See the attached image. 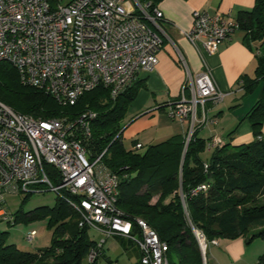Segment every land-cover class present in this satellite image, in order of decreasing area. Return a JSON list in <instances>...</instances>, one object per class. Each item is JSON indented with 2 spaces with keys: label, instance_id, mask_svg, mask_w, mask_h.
<instances>
[{
  "label": "built area",
  "instance_id": "built-area-1",
  "mask_svg": "<svg viewBox=\"0 0 264 264\" xmlns=\"http://www.w3.org/2000/svg\"><path fill=\"white\" fill-rule=\"evenodd\" d=\"M149 6L137 0H0V63L10 64L24 85L44 90L63 106L75 105L99 87L116 99L159 64L163 13L156 8L150 14ZM240 29L238 22L220 15L193 14L192 29L185 35L204 69L193 76L179 55L188 77L180 96L166 108L171 119L187 128L186 149L197 130L217 125L209 116L210 105L218 106L226 97L205 54L217 52ZM87 119V115L76 122L36 119L0 102V218H11L7 194L43 193L47 186L57 195L75 198L71 207L79 214L80 227L97 230L105 239H132L141 251L142 264H169L167 243L142 220L137 221L138 235L133 236L132 223L117 209L119 179L103 165L104 154L91 160L87 149L72 137L78 125L89 130ZM222 146L224 141L217 136L207 142L209 151ZM201 190L206 186L194 193ZM195 235L203 263L208 264V251L219 241H208L197 230ZM36 237L32 231L27 240ZM97 256L98 250L91 251L90 262Z\"/></svg>",
  "mask_w": 264,
  "mask_h": 264
},
{
  "label": "trees",
  "instance_id": "trees-1",
  "mask_svg": "<svg viewBox=\"0 0 264 264\" xmlns=\"http://www.w3.org/2000/svg\"><path fill=\"white\" fill-rule=\"evenodd\" d=\"M137 1L149 4L148 11L153 14L163 0ZM236 22L257 60L255 76L242 78L244 95H248L261 84L264 86V0H256L253 9L241 11ZM145 88V83L137 80L113 99L108 89L99 87L75 105L63 106L44 90L24 85L10 64L0 63V102L15 112L66 122L88 116L89 130L78 125L72 137L87 149L91 160L104 154L103 165L119 179L117 209L132 223L133 236L138 235L137 221L142 220L167 243L169 264H204L195 230L208 241L243 238L247 245L264 241V204L257 202L264 197V88L247 114L255 141L208 150L212 156L207 161L202 158L207 141L199 138L198 130L187 149L184 137L141 149L135 148L136 142L131 148L125 146L123 121L129 106ZM89 114L93 116L90 118ZM51 172L58 183L56 173ZM201 186H206V190L194 193ZM34 194L40 193L25 194L24 201ZM70 200L75 198L67 193L57 195L54 207L11 213L7 220L0 218V225L13 227L19 219L34 221L44 216L52 233L48 247L30 252L8 243V232L0 230V264H83L85 259L90 264L102 259L110 262L106 257L107 239L102 234L106 241L99 249L102 240L92 239L90 231L100 232L80 227L79 214ZM115 237L118 236L112 238ZM128 241L137 246L132 239ZM93 250H98V256L90 262ZM258 264H264V254Z\"/></svg>",
  "mask_w": 264,
  "mask_h": 264
},
{
  "label": "crops",
  "instance_id": "crops-1",
  "mask_svg": "<svg viewBox=\"0 0 264 264\" xmlns=\"http://www.w3.org/2000/svg\"><path fill=\"white\" fill-rule=\"evenodd\" d=\"M256 0H163L158 9L163 13L160 25L164 30V45L158 52L159 64L152 73L141 74L139 80L146 85L141 89L128 108L123 130V142L127 148L136 142L144 147L157 145L172 138H183L186 127L169 117L166 105L176 100L185 84L188 72L179 60L182 55L188 71L193 75L204 69L202 60L187 39L185 33L193 26L195 11H207L212 15H220L228 20L237 21L241 11L251 10ZM245 32L238 30L231 40L221 45L212 55L205 54V60L213 73L218 87L226 94L223 103L210 105L209 116L218 123L204 127L199 138L209 141L217 136L224 144L239 147L255 141L252 126L247 114L261 98L263 84L252 93L245 94L242 78L254 77L257 67L255 53L245 43ZM264 136V125L262 128ZM125 141H129L127 146ZM202 158L207 161L212 152L207 150ZM97 233V232H96ZM102 239L103 236L97 233ZM255 243V242H254ZM246 240L219 239L218 246H211L208 251L209 264H258L259 249L251 252L252 246ZM119 245L134 264H140L142 254L136 245L124 237L107 239L106 257L98 264L115 263L111 257V249ZM251 255L253 258H251ZM260 256V255H259Z\"/></svg>",
  "mask_w": 264,
  "mask_h": 264
},
{
  "label": "rangeland",
  "instance_id": "rangeland-1",
  "mask_svg": "<svg viewBox=\"0 0 264 264\" xmlns=\"http://www.w3.org/2000/svg\"><path fill=\"white\" fill-rule=\"evenodd\" d=\"M125 123L126 122L123 121V126L126 125ZM125 143L127 146L130 145L129 141H125ZM43 189L44 193L34 194L26 201H24L26 196L25 194H7L5 196L7 211L10 214H17L19 213V211L29 212L40 207H54L57 202L56 193L50 191L47 186L43 187ZM257 202L264 204V197L258 198ZM0 230L8 232V243L15 244L22 251L34 252L38 249L48 247L52 242V233L48 229V220L44 216L34 221H28L27 219H19L18 223L13 227H8L5 224H1ZM32 231L37 232V237L33 243H30L27 240V234ZM90 236L94 240L101 241L99 235L94 231H90ZM252 247L253 248L251 249V252L256 249L260 250V254H258L259 259V257L264 254V241H255ZM111 257L112 260L115 262L113 264H134L124 253V250L119 245L112 247ZM251 258H253L252 255ZM83 264L90 263L87 259H85Z\"/></svg>",
  "mask_w": 264,
  "mask_h": 264
}]
</instances>
